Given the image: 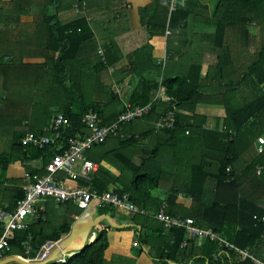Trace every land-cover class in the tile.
<instances>
[{
	"label": "trees",
	"instance_id": "trees-1",
	"mask_svg": "<svg viewBox=\"0 0 264 264\" xmlns=\"http://www.w3.org/2000/svg\"><path fill=\"white\" fill-rule=\"evenodd\" d=\"M63 2L0 0V168L8 171L18 164L23 169L21 178L7 179L15 185L17 200L24 197V175L43 174L45 155L52 150L23 147L21 139L26 134L54 138L47 130L58 115L70 121L66 137H73L76 132L87 134L82 119L89 111L98 113L103 124L109 126L117 123L128 107L120 102L119 96L112 92L109 95V89L103 85L98 90L97 85L101 74L121 59L110 58L119 51L106 45L100 47L92 37L87 19L62 26L58 18L65 12ZM73 4L82 9L85 0L71 2L69 8ZM143 11L149 14L150 7ZM182 15L188 18L190 13L183 8L172 13L173 33L182 30L175 28ZM214 16L220 28L206 53L198 54L192 63H183L185 70L164 73L159 81L141 79L129 105H148L155 101L161 87L166 89L169 101L158 100L143 119L121 124L117 134L104 144L116 140L127 148L131 140H121L126 129L142 127L145 137L156 142L153 150L150 147L144 150L149 158L157 160L159 168L157 172L142 174L143 165L151 166L144 162L135 169L132 202L143 210L153 206L156 213L166 205L168 214L193 219L202 229H213L237 249H221L210 241L199 245L197 239H188L183 229L166 230L155 219L137 216L129 219L134 226L125 229H114L104 222V230L96 231L95 241L80 254L67 258L66 263L46 264H138L135 249L151 264H255L251 259H243L244 251L264 264V223L254 219L264 215L260 207L264 200V179H260L264 175V152L260 154L256 148L264 137V0H216ZM25 17L33 20L23 23ZM229 29H232L230 44L226 45ZM235 52L240 53L241 61L236 59ZM37 58L45 62L24 64L25 59ZM202 65L209 68L205 79L201 78ZM130 67L126 76L135 74L134 61ZM15 88L17 93L13 92ZM199 104H225L223 130L219 127L205 130V117L185 114H194ZM116 107L120 108L119 113L113 110ZM170 110L176 111V127L158 132V121ZM38 113L46 115L41 122L34 120ZM53 113L49 124L48 116ZM34 162L39 165L33 166ZM209 182L215 183L214 188ZM153 188L167 191V204L152 198L149 192L142 193ZM213 189L209 203L207 197ZM182 193L192 197L189 208L176 204ZM15 203L8 208L12 209ZM60 207L63 211L58 217L49 216L50 210H46L28 230L17 232L10 256L18 255L35 264L33 261L44 245L69 235L81 210L71 204ZM108 210L113 209L104 205L99 214L109 215ZM127 220L120 218V224ZM110 232L117 233L114 245L108 239ZM29 241L31 251L26 254ZM185 243L187 246L183 247Z\"/></svg>",
	"mask_w": 264,
	"mask_h": 264
},
{
	"label": "crops",
	"instance_id": "crops-1",
	"mask_svg": "<svg viewBox=\"0 0 264 264\" xmlns=\"http://www.w3.org/2000/svg\"><path fill=\"white\" fill-rule=\"evenodd\" d=\"M75 1L76 0H64L63 3H65L64 5L66 6L65 12L59 14L58 20L63 26L83 18L87 19V26L95 42L98 43L100 47L106 45L112 50L119 51V53L117 52L114 56H110L112 60L121 57V59L112 66L114 72L108 70L105 76H101L100 80L98 79L99 82L97 85L98 90L104 86L106 89H109V95L112 92L114 95L119 96L120 102L124 106H130V99L141 79L146 78L159 81L164 73H177L179 69L185 70L183 68L185 63H192V61L198 59L196 58L198 54L202 52L206 53V48H210L208 47L209 42L213 40V38H216L215 36L220 28L218 26V19L214 16L216 0H85V6L78 12H75L74 4L72 8H69V4ZM176 1L177 5L175 4ZM174 5L175 9H173ZM149 7V14L148 12L144 14L143 10ZM177 8H183L184 11L190 13V16L187 18L182 15L176 21L175 27L181 28L182 30L173 33L170 25L171 16ZM62 14L70 15V18L66 19ZM32 20L33 18H22L23 23H28ZM185 21L187 22L185 23ZM231 31L232 29H229L226 32L224 41L226 45L230 44ZM179 52L184 53L182 60L179 59L182 53L176 54ZM173 54H175V56H172ZM235 57L238 61L243 59L240 57L239 52H235ZM203 59H205V57ZM201 60L202 58H199V61ZM132 61L135 62V68L133 69L135 74L132 73V75L126 76L131 70L130 66ZM44 62L45 59L43 58L24 60V64L28 65L41 64ZM208 69L207 65H202V79L207 77ZM262 87L264 90V85ZM13 92L17 93V89L15 88ZM160 95L164 101L169 98L166 95L165 88L164 91L162 90L160 92ZM224 105L199 104L194 114L188 112H185V114L190 117L194 115L205 117L207 120L205 126L207 125V127L210 128L212 124L215 123L217 127H219V130H221L223 129L226 118V108ZM40 106L42 107L44 105L41 104ZM114 106H116L115 103ZM115 109L119 113L120 108L118 107L117 109L116 107L113 110ZM53 116L54 113L48 116L47 121L49 124ZM45 117V114L38 113L34 120L41 122ZM143 124H147V122L143 121ZM157 131H160L158 129V124ZM125 133L126 134H124L121 140H131L130 142L132 143L127 148L120 146L116 140H113L109 144L98 145L86 153V158L99 166L98 171L92 174L91 182L84 179L71 180L64 173L59 174L58 178L71 187H82L89 184L92 185L93 188H99L98 190L100 191H103L101 189H105L103 192L112 191L129 193L131 195L130 192L134 190L135 187V169L145 164L144 162L151 166H147L146 164L143 165L144 168L141 170L142 174L157 172L159 167L156 162L157 160L149 158L146 154V150H144L149 147L153 150L156 144V142H152L154 138L145 137L146 132L140 126L138 129H126ZM261 140H264V137ZM259 147L256 143L258 152ZM32 165L36 166L39 165V163L34 162ZM18 168V164L11 166L7 171L8 173L4 175V181L0 182V208L10 207L17 201L15 185L7 182V179L21 178L22 173L20 169V174H15ZM259 175H261V172H259ZM209 183L210 187L214 188L215 183ZM146 192H149L152 198L167 204L168 193L165 189L153 188L151 190L144 189L142 191V193ZM213 196L214 189L208 194L207 202L211 203L210 201H212ZM150 202L152 204L154 203L153 201ZM176 204L189 208L192 204V197L182 193L178 196ZM46 210H50L49 216L54 217L57 215L58 217L62 213L63 208L50 201L45 205V211ZM145 211L149 212L150 215L156 213L153 206ZM108 214L110 215V213ZM113 216L112 217L115 218L119 224L121 223L120 218L122 217L128 218V220L124 221L122 224H131L129 219L133 217L127 213L118 211H116ZM141 218L154 220L151 216H141ZM43 219H46V215ZM32 222V218L28 220L29 224ZM139 230H142L141 227H139ZM116 238L117 233L110 232L108 234L111 245L115 244ZM202 244H204V242L200 241L199 245ZM133 254L138 257V264H151L145 255L140 256L139 249H135ZM12 257L21 258L18 255ZM2 262L3 260L0 261V264H2Z\"/></svg>",
	"mask_w": 264,
	"mask_h": 264
},
{
	"label": "built area",
	"instance_id": "built-area-1",
	"mask_svg": "<svg viewBox=\"0 0 264 264\" xmlns=\"http://www.w3.org/2000/svg\"><path fill=\"white\" fill-rule=\"evenodd\" d=\"M175 9V5L173 7ZM103 56V55H102ZM105 60V59H104ZM114 72L113 68H110ZM164 91L161 87L155 101L144 107L128 106L126 111L119 115L117 123L106 126L103 124L98 113L93 110L89 111L82 119L83 127L87 130V134L76 132L73 137H66L65 132L70 128V121L63 115L55 117L47 130L54 138L38 137L33 133H28L21 139L23 147L36 148L41 151L52 148L48 152L47 159L43 165V174L26 173L24 175L25 184L23 186L24 197L16 201L14 207L0 208V225L3 228V234L0 236V261L5 258L12 257L11 242L15 239L16 233L29 229V219L33 222L42 218L41 213L45 211L47 202H54L57 205L71 204L81 210V213L88 210L95 201H100L101 206H110L113 210L127 213L131 216H151L161 224L166 230L180 228L186 231L188 239H197L198 242H214L221 249L236 250V246L231 244L220 233L213 229H202L195 224L190 218L170 215L166 212L167 206H163L159 212L150 215L149 212L140 209L131 200L129 193L103 192L92 185L82 187L68 186L64 181L58 178L61 173L66 174L71 180L84 179L88 182L92 180V174L98 171L99 166L86 158V153L92 148L103 145L111 136L116 135L119 126L122 124L134 122L143 119L154 109V104L158 100L164 99L160 92ZM166 101H169L167 98ZM177 124L176 111L170 110L162 114L158 122L160 131L173 130ZM217 125L212 127L204 126V129H215ZM223 130V129H221ZM190 134L189 131L186 132ZM259 152H264V147H259ZM230 168L228 172H230ZM261 209L264 211V200L261 203ZM264 223V215L255 217ZM32 222V223H33ZM66 238L62 237L59 241L48 242L40 250L38 257L35 259L39 264L46 263L60 248L62 241ZM31 241V240H30ZM27 243L26 254L31 251V245ZM185 243L183 247H186ZM243 259H251L255 264H263L254 258L248 251H244ZM35 260L33 262H35ZM58 262L66 263V256L58 259Z\"/></svg>",
	"mask_w": 264,
	"mask_h": 264
},
{
	"label": "water",
	"instance_id": "water-1",
	"mask_svg": "<svg viewBox=\"0 0 264 264\" xmlns=\"http://www.w3.org/2000/svg\"><path fill=\"white\" fill-rule=\"evenodd\" d=\"M100 206L101 202L99 200L95 201L88 210L77 218L72 226L71 233L62 241L60 248L46 263L57 261L62 259L63 256L73 253L80 254L95 241V232L104 230V222H107L114 229H125L134 226L132 224H119L115 218L107 214L100 215ZM10 263L30 264V262L17 257H9V259L2 262V264Z\"/></svg>",
	"mask_w": 264,
	"mask_h": 264
},
{
	"label": "rangeland",
	"instance_id": "rangeland-1",
	"mask_svg": "<svg viewBox=\"0 0 264 264\" xmlns=\"http://www.w3.org/2000/svg\"><path fill=\"white\" fill-rule=\"evenodd\" d=\"M176 4V3H175ZM80 10V8H79V6H75V12H78ZM63 15V14H62ZM61 15V16H62ZM61 16H60V18H61ZM63 16H65V18L66 19H69L70 18V15H66V14H64ZM197 50V49H196ZM106 73H108V71H106L104 74L102 73L101 74V76L103 77V76H105L106 75ZM105 78V77H104ZM52 115V114H51ZM257 145H258V147L259 146H263L264 147V140H259V142H257ZM19 167V166H18ZM19 169H21V167H19L18 169H16V172H15V174L17 175V174H20V170ZM21 171H23V169L21 170ZM8 172L7 171H5V169L4 168H0V182H3L4 181V175H6ZM260 179H264V175L263 176H261L260 177ZM264 181V180H263ZM115 210L113 211V210H108V212L107 213H110V215H115ZM68 236V235H67ZM74 255H76V253H73V254H70V255H67L66 256V259L67 258H70V257H73ZM7 259H9V258H5L4 260H7ZM20 259H22V258H20ZM23 260V259H22ZM27 262H29V261H27ZM35 263H39L37 260H35ZM10 264H14V263H10ZM142 264H145V263H142ZM147 264H149V263H147Z\"/></svg>",
	"mask_w": 264,
	"mask_h": 264
},
{
	"label": "clouds",
	"instance_id": "clouds-1",
	"mask_svg": "<svg viewBox=\"0 0 264 264\" xmlns=\"http://www.w3.org/2000/svg\"><path fill=\"white\" fill-rule=\"evenodd\" d=\"M82 214V213H81Z\"/></svg>",
	"mask_w": 264,
	"mask_h": 264
}]
</instances>
